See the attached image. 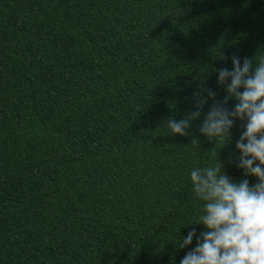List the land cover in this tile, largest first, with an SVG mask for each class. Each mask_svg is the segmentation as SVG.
<instances>
[{"label":"trees","instance_id":"obj_1","mask_svg":"<svg viewBox=\"0 0 264 264\" xmlns=\"http://www.w3.org/2000/svg\"><path fill=\"white\" fill-rule=\"evenodd\" d=\"M233 55H264V0H0V264H179L188 173L243 179L242 126L219 149L167 120Z\"/></svg>","mask_w":264,"mask_h":264},{"label":"clouds","instance_id":"obj_2","mask_svg":"<svg viewBox=\"0 0 264 264\" xmlns=\"http://www.w3.org/2000/svg\"><path fill=\"white\" fill-rule=\"evenodd\" d=\"M225 59L231 67L215 70L224 95L218 99L212 88L194 91L191 110L180 119L169 118L167 128L169 134L185 136L192 121L199 119V134L219 142L220 149L240 121L242 131L228 163L244 178L226 175L217 152L214 163L189 171L192 193L203 203L196 222L187 225L201 230L179 232L175 246L188 249L179 264H264V55L255 63L236 55ZM248 177L254 178L251 184Z\"/></svg>","mask_w":264,"mask_h":264}]
</instances>
